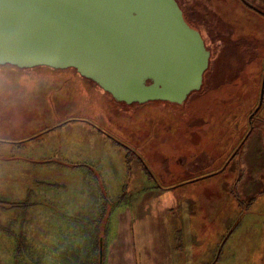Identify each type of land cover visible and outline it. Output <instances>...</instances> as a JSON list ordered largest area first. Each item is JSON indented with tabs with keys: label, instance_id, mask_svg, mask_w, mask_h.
<instances>
[{
	"label": "rangeland",
	"instance_id": "1",
	"mask_svg": "<svg viewBox=\"0 0 264 264\" xmlns=\"http://www.w3.org/2000/svg\"><path fill=\"white\" fill-rule=\"evenodd\" d=\"M177 2L210 51L201 88L182 104L118 102L72 68L0 67V264L116 261L119 256L108 246L119 221L111 214L124 205L140 216L166 217L172 230L156 248L140 249L139 261L145 253L146 261L174 264L191 252L177 248L178 213L197 218V210L207 213L220 205L230 212L222 225L236 216L237 233L250 232L257 216H264V196L256 201L264 193V123L249 122L264 73V17L247 7L264 12V0ZM64 121L100 133L111 151L92 146L91 168L68 166L59 151L54 161L30 158L27 152L48 134L58 135L54 128ZM99 175L110 185H98ZM192 222H183L189 245L197 238ZM213 254L211 249L210 258Z\"/></svg>",
	"mask_w": 264,
	"mask_h": 264
},
{
	"label": "water",
	"instance_id": "2",
	"mask_svg": "<svg viewBox=\"0 0 264 264\" xmlns=\"http://www.w3.org/2000/svg\"><path fill=\"white\" fill-rule=\"evenodd\" d=\"M209 60L177 0H0V65L72 68L118 102L182 104ZM263 96L264 73L250 124Z\"/></svg>",
	"mask_w": 264,
	"mask_h": 264
},
{
	"label": "crops",
	"instance_id": "3",
	"mask_svg": "<svg viewBox=\"0 0 264 264\" xmlns=\"http://www.w3.org/2000/svg\"><path fill=\"white\" fill-rule=\"evenodd\" d=\"M61 123L62 122L56 124V128H54L59 131L58 135L57 133L48 134L45 137L47 139L44 142L38 143L39 146L36 149L31 148L29 152H27L30 158L35 154L38 160L45 158L46 161H54L57 159L55 151H59L58 157L68 166L74 167L75 165L91 168L95 166V155L92 146H96L98 149L99 147L104 148L108 153L111 151V149L106 146V143L109 142L106 141L100 133L89 127H82L80 125L71 126L68 123L62 125ZM80 132H82V136L79 135ZM123 160V167L126 168L125 154L123 155ZM97 171H99V168ZM122 176L126 179L125 173H123ZM97 180H100L98 185L102 187L110 185L109 182H105V179L101 177V175H99V179L97 177ZM81 184L84 183L82 182ZM136 185H140L139 181H137ZM137 192L139 193V191ZM155 194L156 192L153 193V196ZM261 195L264 196V193L262 192L256 201L260 200ZM156 197L157 195L154 198L156 199ZM231 198L230 202L236 204L237 199L232 195ZM252 201L254 200H250V202ZM260 201L264 202V198ZM213 202L212 200L207 201L210 206H213ZM109 204L110 202H107L106 207H108ZM97 211L100 212V209L97 208ZM206 211L207 213L202 211V209L197 210V218H195L196 216L194 217L193 214L190 216L178 213L174 230L177 233V248L182 252L191 251L189 259L181 261L179 264H199L201 261L204 263L206 261L209 264H264L263 215L257 216L253 224V229L250 232H248L247 229L241 233H237V230H234L237 225L236 216L228 214V216L234 217L233 223L227 222V226H224L222 225L224 223L221 222V218L230 212L222 209L220 205L216 211L211 210V208ZM262 214L264 213L262 212ZM100 215L102 214L100 213ZM111 216L118 219L119 222L116 227H112L111 233H116L117 235L109 239L110 245L108 248L115 250L119 257L116 258V261L114 259L103 261V264H174L175 261H146L145 253L142 255V261H139L140 259L138 258L140 249L151 250L156 248L155 244H158V241H162L163 239L167 241L166 239L169 238L168 234L172 233V230L169 229V224L166 223V217L163 218L164 220H160L159 217L152 212H145L140 216L134 213L133 209L127 208V205L122 206L120 210H115ZM137 217H142L143 219H138ZM188 218L189 220L191 218V221L194 220L191 226L195 225L198 229L197 232H195L197 235L196 242L190 245L185 239V231L183 228V222ZM228 219H230V217ZM206 228L209 229L208 232H211L208 235L202 234L200 231L206 230ZM199 232L201 234H199ZM162 233L165 234L164 237H157L158 234ZM101 241H103L102 238H100V242ZM211 249L214 250L213 258H210L209 255ZM176 264H178V261Z\"/></svg>",
	"mask_w": 264,
	"mask_h": 264
},
{
	"label": "trees",
	"instance_id": "4",
	"mask_svg": "<svg viewBox=\"0 0 264 264\" xmlns=\"http://www.w3.org/2000/svg\"><path fill=\"white\" fill-rule=\"evenodd\" d=\"M188 12H190L189 10H188ZM183 13H184V16L186 15L185 14V11H184V9H183ZM190 14V13H189ZM185 19L188 21V23L190 24V25H193V24H191V22L187 19V17L185 16ZM207 47V46H206ZM208 49V48H207ZM0 67H13V68H17V67H15V66H12V65H8V64H6V65H0ZM206 72V71H205ZM261 82H262V78H261ZM261 86V85H260ZM264 100V99H263ZM263 104L264 103H262V105H261V107L259 108V110L254 114V116H253V119L254 118H261L260 120H263V117H264V109L262 110V107H263ZM257 105H258V103L255 105V107L252 109V111L250 112V114L254 111V109L257 107ZM70 121H65V122H63V123H61L62 125L63 124H67V123H69ZM50 131V129H47V130H45V131H43V132H41V133H39V134H37V135H35L34 137H37V136H39V135H41V134H44V133H46V132H49ZM34 137H32V138H34ZM247 137H248V135H246L245 137H243V139L241 140V142L243 141V142H245L246 141V139H247ZM27 140H29V139H26L25 141H27ZM0 142H2V141H0ZM225 169H222L221 171H218L217 173H222L223 171H224Z\"/></svg>",
	"mask_w": 264,
	"mask_h": 264
},
{
	"label": "flooded vegetation",
	"instance_id": "5",
	"mask_svg": "<svg viewBox=\"0 0 264 264\" xmlns=\"http://www.w3.org/2000/svg\"><path fill=\"white\" fill-rule=\"evenodd\" d=\"M252 6H253V5H252ZM252 6H251V7H252ZM247 7H249L248 9L255 10L256 13H258V14H260V15H262V16L264 17V12H263L262 10H260V9H259V10H256V9H257L256 7H252V8H251L250 6H247ZM262 121H263V120H262ZM243 143H244L243 141H242V142L240 141V143L238 144V147H236V148L233 150L232 156L230 157L231 160H232V159L234 158V156L236 155V153H237L236 151L240 150V144H243ZM241 146H242V145H241ZM230 158H228V162H227V164H229V162H230L229 159H230ZM227 164H226V165H227ZM224 169H226V166L224 167ZM150 176H151V175H150ZM151 178H152V177H151Z\"/></svg>",
	"mask_w": 264,
	"mask_h": 264
},
{
	"label": "built area",
	"instance_id": "6",
	"mask_svg": "<svg viewBox=\"0 0 264 264\" xmlns=\"http://www.w3.org/2000/svg\"><path fill=\"white\" fill-rule=\"evenodd\" d=\"M263 123H264V117H263Z\"/></svg>",
	"mask_w": 264,
	"mask_h": 264
}]
</instances>
